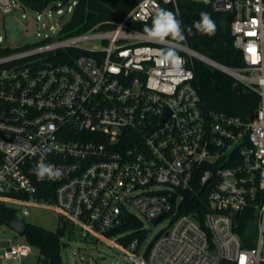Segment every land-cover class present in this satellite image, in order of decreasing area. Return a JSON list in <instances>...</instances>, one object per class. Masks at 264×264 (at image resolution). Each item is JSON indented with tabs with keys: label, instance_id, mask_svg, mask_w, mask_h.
<instances>
[{
	"label": "built area",
	"instance_id": "obj_1",
	"mask_svg": "<svg viewBox=\"0 0 264 264\" xmlns=\"http://www.w3.org/2000/svg\"><path fill=\"white\" fill-rule=\"evenodd\" d=\"M179 1L140 0L112 29L64 35L66 22L53 7L72 14L77 0L66 10H46L52 1L0 0V21L14 7L32 8L40 37L16 50L0 36V45L14 49L0 56V205H17L23 215L51 206L82 236L114 245L133 264H264V0H194L229 15L241 67L173 40H149L130 25ZM90 40L99 47L83 44ZM166 49L176 51L183 71L161 62ZM193 57L258 94L251 117L205 108ZM40 163L61 169V178L38 180ZM202 167L203 176H214L206 186L209 209L199 217L184 209ZM249 210L241 226L259 219L252 245L237 230L238 215ZM128 216L142 225L124 229ZM144 218L168 224L149 241ZM34 249L10 245L2 258L14 263Z\"/></svg>",
	"mask_w": 264,
	"mask_h": 264
},
{
	"label": "trees",
	"instance_id": "obj_2",
	"mask_svg": "<svg viewBox=\"0 0 264 264\" xmlns=\"http://www.w3.org/2000/svg\"><path fill=\"white\" fill-rule=\"evenodd\" d=\"M32 6H44L54 0H28ZM67 3L69 0H63ZM140 0H77V4L71 14L69 21L64 26L65 35H74L85 32L95 25L101 29L108 30L116 26L123 17ZM161 8L173 12L176 18L181 22V28L186 37L184 41H176L189 48L215 60L223 65L230 67H241L243 65L240 51L235 47L233 36L230 31V17L226 13L217 12L211 5L197 2L194 0H180L176 5L164 4ZM206 12L216 24L215 34L208 36L196 31L193 27L194 22L200 20V14ZM155 15V14H154ZM145 22H130L135 29L144 32L145 25L151 26L152 18ZM192 27V35H188L187 29ZM167 39L172 40L171 37ZM174 41V40H173ZM14 49L8 46L0 45V56L9 54ZM73 51V50H71ZM82 51L79 50V54ZM78 53V52H77ZM66 54V51H64ZM64 60L68 61V57ZM193 70L195 73L194 84L197 87L203 104L207 110L224 112L227 114L249 118L258 106L259 96L243 86L238 93L232 91L235 80L226 72L217 69L209 63L193 57ZM204 174L202 167L197 175L193 192H187L186 200L188 206L184 211H196L199 217H202L208 211V187L201 190L200 183ZM43 185V184H42ZM54 193L49 195L51 200ZM15 209L0 205V222L4 215H16ZM239 216V227L237 230L242 233L241 224L246 217H251L250 210ZM142 221L134 216L127 217V223L124 229L138 228ZM74 236L75 231L67 222L60 220L55 230L47 229L43 226L33 223H27L25 240L38 251L40 260L47 264H61L62 237ZM136 233L128 235L127 242ZM250 240L248 245H252Z\"/></svg>",
	"mask_w": 264,
	"mask_h": 264
},
{
	"label": "rangeland",
	"instance_id": "obj_3",
	"mask_svg": "<svg viewBox=\"0 0 264 264\" xmlns=\"http://www.w3.org/2000/svg\"><path fill=\"white\" fill-rule=\"evenodd\" d=\"M55 4H59L60 8L66 10L68 3H65L63 0L52 1L46 7V10ZM53 10V16L59 20L60 23L69 21L71 17L70 12L58 14L56 12V7H53ZM23 14H26V17H24ZM36 17V12L25 5L14 7L13 12L4 13L0 21V36L4 38L3 44L19 48L16 50L38 45L40 37L36 34V24L33 22L36 21ZM47 31L48 30H42L43 33ZM83 44L87 47H99L100 41L90 40ZM157 188L162 189L163 185H158ZM14 207L17 208V217L23 219L27 223L38 224L50 230H55L60 220L64 221L55 209L48 205L30 207L29 215H23L18 209L19 206L14 205ZM167 224L168 219L155 222L144 218V227L147 229L149 241L160 233ZM74 231V236L70 237L66 235L62 237V242L65 243V245L62 244L61 248V264H133L128 262L124 258V252L114 245L94 237H84L77 229H74ZM243 232L244 236H247V238L255 242L259 237V219L254 217L248 220L243 226ZM24 240V236L18 235L15 231L0 222V254L3 253L2 247H7L12 243ZM113 241L114 240H112V242ZM21 264L47 263L39 259L38 251L34 249V253L25 258Z\"/></svg>",
	"mask_w": 264,
	"mask_h": 264
},
{
	"label": "clouds",
	"instance_id": "obj_4",
	"mask_svg": "<svg viewBox=\"0 0 264 264\" xmlns=\"http://www.w3.org/2000/svg\"><path fill=\"white\" fill-rule=\"evenodd\" d=\"M193 27L197 32L212 36L215 34L216 24L206 12L200 14V20L194 22ZM146 38L164 43L168 37L174 41H184L186 39L181 28V22L176 18V15L163 8H157L155 15L152 18L151 26L145 25L143 29ZM188 35H192V27L187 29ZM161 62L170 65L174 71H183L182 59L177 55L173 49L161 50ZM49 151V149H45ZM33 173L38 180L43 181L45 178L49 180H57L62 176V170L56 168L51 164H38Z\"/></svg>",
	"mask_w": 264,
	"mask_h": 264
},
{
	"label": "water",
	"instance_id": "obj_5",
	"mask_svg": "<svg viewBox=\"0 0 264 264\" xmlns=\"http://www.w3.org/2000/svg\"><path fill=\"white\" fill-rule=\"evenodd\" d=\"M232 91L234 93H238L240 91V84L238 82L234 83ZM213 176L214 174L211 171H208L205 173V175L202 178L201 184H200L201 190H204L206 188L207 184L211 181ZM170 198L173 199L174 194L170 195ZM2 223L5 224L10 229H12L13 231H15L18 235H21V236L25 235V232L27 229V222L17 217V215H11V214L4 215L2 218Z\"/></svg>",
	"mask_w": 264,
	"mask_h": 264
},
{
	"label": "crops",
	"instance_id": "obj_6",
	"mask_svg": "<svg viewBox=\"0 0 264 264\" xmlns=\"http://www.w3.org/2000/svg\"><path fill=\"white\" fill-rule=\"evenodd\" d=\"M23 242H26V240H24V241H19V242H16V243H12L11 245H16V244H19V243H23ZM10 246V245H9ZM8 247V246H7ZM4 248H6V247H2V249H4ZM0 260H1V263L0 264H6V263H8V262H6L3 258H2V254H0ZM25 260V258H23V259H21V260H19V261H16V262H14V263H12V264H21V263H23V261Z\"/></svg>",
	"mask_w": 264,
	"mask_h": 264
},
{
	"label": "snow or ice",
	"instance_id": "obj_7",
	"mask_svg": "<svg viewBox=\"0 0 264 264\" xmlns=\"http://www.w3.org/2000/svg\"><path fill=\"white\" fill-rule=\"evenodd\" d=\"M251 51H254V50H251Z\"/></svg>",
	"mask_w": 264,
	"mask_h": 264
},
{
	"label": "bare ground",
	"instance_id": "obj_8",
	"mask_svg": "<svg viewBox=\"0 0 264 264\" xmlns=\"http://www.w3.org/2000/svg\"><path fill=\"white\" fill-rule=\"evenodd\" d=\"M195 53V52H194Z\"/></svg>",
	"mask_w": 264,
	"mask_h": 264
}]
</instances>
